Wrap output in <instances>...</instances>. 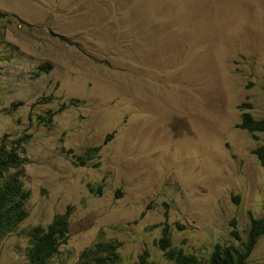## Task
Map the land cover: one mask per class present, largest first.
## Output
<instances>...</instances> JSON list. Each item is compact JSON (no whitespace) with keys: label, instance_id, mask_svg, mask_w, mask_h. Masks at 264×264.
Returning <instances> with one entry per match:
<instances>
[{"label":"rangeland","instance_id":"rangeland-1","mask_svg":"<svg viewBox=\"0 0 264 264\" xmlns=\"http://www.w3.org/2000/svg\"><path fill=\"white\" fill-rule=\"evenodd\" d=\"M0 15V138L28 135L30 191L0 264H30L31 228L69 207L48 264L112 239L122 264H175L166 232L202 259L244 242L264 215V132L237 126L243 103L264 117V0H0ZM248 260L264 264V234Z\"/></svg>","mask_w":264,"mask_h":264},{"label":"trees","instance_id":"trees-1","mask_svg":"<svg viewBox=\"0 0 264 264\" xmlns=\"http://www.w3.org/2000/svg\"><path fill=\"white\" fill-rule=\"evenodd\" d=\"M0 15V41L5 38V28L1 25ZM32 26V25H30ZM50 63H43L37 67V72L47 71ZM51 96L43 97L51 100ZM68 104L63 106L66 107ZM241 120L238 127L251 132L255 138L257 133L264 132V117L257 118L250 111L251 103H243ZM62 108V109H63ZM55 111H49L41 117L44 124L49 125L54 118ZM28 135H21L9 141L0 138V243L11 232L15 231L20 223L27 217V200L30 191L25 187L22 177L25 172L26 158L22 156ZM101 146L90 147L86 154L95 155ZM253 153L259 157L264 165V145L258 146ZM82 161L84 157L81 158ZM85 163V162H83ZM71 207L63 214L55 216L48 226H35L30 230L31 246L28 250L30 264H48L52 257L59 252L60 246L66 243L70 232ZM235 236L239 233L235 230ZM264 234V215L251 218L246 238L240 246L216 244L210 256L206 259L197 257L193 253H187L182 247L171 245L170 234L166 232L161 238L160 248L166 258L173 260L175 264H261L249 262V256L259 238ZM121 242L115 239L99 240L85 248L81 254V260L76 264H122L119 247ZM144 262V256H141Z\"/></svg>","mask_w":264,"mask_h":264}]
</instances>
